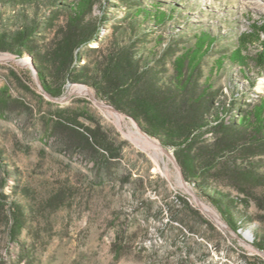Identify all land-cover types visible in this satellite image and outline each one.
Listing matches in <instances>:
<instances>
[{
    "label": "rangeland",
    "instance_id": "374dc122",
    "mask_svg": "<svg viewBox=\"0 0 264 264\" xmlns=\"http://www.w3.org/2000/svg\"><path fill=\"white\" fill-rule=\"evenodd\" d=\"M143 1L165 12L157 30L164 48L179 51L200 32L215 38L201 68L220 88L213 109L220 116L236 114L239 99L249 108L264 98V71L254 62L264 39V0ZM104 6L112 20L123 15L116 0H99L93 14H104ZM236 48L245 58L241 62L229 58ZM26 56L0 51V100H5L0 101V264H264V249L254 244L264 236V212L257 218L252 206L251 219L238 232L223 228L227 222L216 207L180 177L169 155L153 143L154 150L147 146L130 118L118 121L90 95L108 103L81 83L67 86L62 101L49 98ZM171 69L168 61L164 72ZM79 86L89 93L71 94ZM58 109L76 113L85 126L92 125V115L116 150L114 157L95 166L92 155L68 145L52 126ZM180 196L199 214L184 207ZM14 205L23 210L25 225L12 239L7 216ZM236 216L243 217V210ZM116 247L122 248L119 255Z\"/></svg>",
    "mask_w": 264,
    "mask_h": 264
},
{
    "label": "trees",
    "instance_id": "16d2710c",
    "mask_svg": "<svg viewBox=\"0 0 264 264\" xmlns=\"http://www.w3.org/2000/svg\"><path fill=\"white\" fill-rule=\"evenodd\" d=\"M98 1L0 0V51L28 54L44 90L52 96H61L68 83L85 84L98 98L135 119L148 135L173 149L184 177L234 231L251 219L250 207L256 208L255 217H261L264 98L249 108L239 99L236 114L229 110L227 118L220 116L213 110L220 88L201 68L214 37L200 32L188 47L164 48V38L157 31L164 23L163 10L143 0H116L124 12L112 20L105 6L104 14H93ZM6 6L10 14L4 16ZM261 42L254 62L264 71V39ZM240 51L233 49L230 60L243 61ZM168 61L172 69L165 73ZM222 61L218 58L216 65ZM66 112L55 111L54 130L68 145L92 155L95 166L110 161L116 150L93 116L87 114L93 123L85 126L76 113ZM208 132L211 140L205 136ZM179 200L199 214L186 198ZM240 209L243 217L236 216ZM9 211L7 228L13 239L25 225V214L15 205ZM254 244L264 249V236ZM121 249L116 247L117 255Z\"/></svg>",
    "mask_w": 264,
    "mask_h": 264
},
{
    "label": "water",
    "instance_id": "95a60500",
    "mask_svg": "<svg viewBox=\"0 0 264 264\" xmlns=\"http://www.w3.org/2000/svg\"><path fill=\"white\" fill-rule=\"evenodd\" d=\"M29 66H30L31 69L34 70L35 75H36V78H37V80H38L40 86L42 87L44 93H45L49 98H51V99H53V100H56V101H62V100L65 99L66 96H63V97H62V95H61V96L55 97V96H52L51 94H49L46 90H44L43 85H42V83H41V81H40V79H39V77H38L37 71H36V69H35V67H34V64H33V62H32L31 59L29 60ZM70 85H71L70 83L67 84V86H70ZM77 93H78L77 91H73L71 94H77ZM90 96H91V98L94 100V102H95L96 104H98L99 106H102V107H104V108H107L108 110H111L112 112H114V113L116 114V116H119V117H121V118H122L123 116H124V117H128V118H130V119L134 122L135 127H136V129H137V131H135V133H140L142 136H144L146 139H148L149 142H151V143H153L154 145H156V146H157L162 152H164V153H166L167 155H169L170 158L172 159L173 163L175 164L176 168L178 169L179 174H180V177L183 179V172H182V169H181L179 163L177 162V160H176V158H175L174 153H173L172 150H170L169 148H167V147H165L164 145H162V143H161L158 139H156V138H154V137L148 135V134L142 129V127L140 126V124H139L135 119H133L131 116H129L128 114L119 111L118 109H116L114 106H112V105H110V104H104V103H102V102H99V101L96 100L92 95H90ZM221 226H222L223 228H225V229H228V230L234 232V233H235V232H238V231H234V230H233V229H232L227 223H225V222H223V223L221 224ZM261 252H262V251H261Z\"/></svg>",
    "mask_w": 264,
    "mask_h": 264
},
{
    "label": "bare ground",
    "instance_id": "6f19581e",
    "mask_svg": "<svg viewBox=\"0 0 264 264\" xmlns=\"http://www.w3.org/2000/svg\"><path fill=\"white\" fill-rule=\"evenodd\" d=\"M24 60L26 62H28L29 58L26 56L24 58ZM77 92L78 93H83V92L89 93V90L86 89L84 86H79ZM120 120H121V118L118 117V121H120ZM146 144H147L148 147L153 148V150H154V147L151 144V142L147 141ZM197 203H198V205H200L202 207L203 210H205L208 214H210L217 222H220V223L223 222L222 219L220 218V216L211 207H209L208 205H205V204H203L202 202H199V201H197ZM247 236L249 237V234H247Z\"/></svg>",
    "mask_w": 264,
    "mask_h": 264
}]
</instances>
